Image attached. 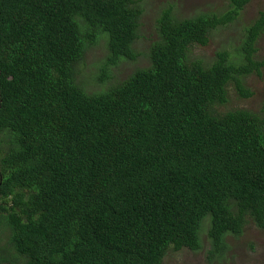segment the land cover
<instances>
[{
    "label": "trees",
    "instance_id": "trees-1",
    "mask_svg": "<svg viewBox=\"0 0 264 264\" xmlns=\"http://www.w3.org/2000/svg\"><path fill=\"white\" fill-rule=\"evenodd\" d=\"M250 1L182 19L169 4L149 66L91 94L76 78L93 47L111 66L140 57L141 0H0V236L25 264H161L200 249L206 220L217 249L248 219L264 232V103L217 108L231 84L251 96L264 9L241 64L225 49L208 66L187 54Z\"/></svg>",
    "mask_w": 264,
    "mask_h": 264
},
{
    "label": "rangeland",
    "instance_id": "rangeland-1",
    "mask_svg": "<svg viewBox=\"0 0 264 264\" xmlns=\"http://www.w3.org/2000/svg\"><path fill=\"white\" fill-rule=\"evenodd\" d=\"M141 3L143 14L139 23L138 37L134 43V48L139 51L140 57L135 63L123 61L117 67L111 66L106 61L109 57L108 49L101 41L99 47H93L90 53L86 54L84 63L79 66L76 80L86 92L91 94L105 92L124 80L135 68L134 66H149L150 45L159 38L156 20L161 10L169 4L173 8V16L178 19L195 12L220 13L232 8L231 0H141ZM262 9H264V0H251L245 5L238 18L226 26H219L213 30L205 45L191 44L187 52L188 59L200 60L208 66L214 61L216 53L225 49L231 54V61L234 64H241L243 58L238 54L240 52L238 48L241 47L245 36L244 28L252 25ZM251 59L255 63H262L256 68L251 66L252 72L243 77L244 86L249 89L251 96H240L234 84H231L228 86L227 103L220 107L217 105L220 113L235 109L261 112L264 103V32L256 42ZM103 66L108 67L113 78L99 82L94 77L101 73ZM208 229L209 220H206L200 230V249L170 250L161 264H264V232L251 219H248L241 234H224L219 249L213 245L208 236ZM211 250L214 251V255L209 253ZM1 253L5 258L3 264H25V260L15 253L8 234L0 236Z\"/></svg>",
    "mask_w": 264,
    "mask_h": 264
}]
</instances>
